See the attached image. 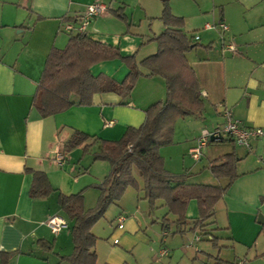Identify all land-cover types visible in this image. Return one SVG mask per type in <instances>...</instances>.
I'll use <instances>...</instances> for the list:
<instances>
[{
  "label": "crops",
  "instance_id": "crops-1",
  "mask_svg": "<svg viewBox=\"0 0 264 264\" xmlns=\"http://www.w3.org/2000/svg\"><path fill=\"white\" fill-rule=\"evenodd\" d=\"M112 1L118 0H0V264H69L61 257L73 252L72 222L62 212L58 195L74 194L103 183L110 164L101 180L90 174V159H82L85 153L75 163L83 146L67 152L65 143L76 131L116 141L128 127H139L144 122L145 111L151 105L166 99L165 79L149 75L140 76L125 99L111 92L94 94L89 106L74 105L47 117H41L32 106L48 54L54 48L63 49L77 33L86 32L91 39L116 47L121 56H134L137 62L157 52L153 39L164 31V25L159 32H148L151 36L144 34L135 28L140 26L139 20L129 18L125 11L126 22L113 14ZM201 1L191 17L197 21L195 30H202L194 35L199 43L185 56L197 78L203 109L183 118L196 128L192 138L186 131L188 138L179 150L181 170L169 166L172 162L167 163L168 155L175 158L170 146L180 129L173 128V144L160 147L159 155L165 171L195 173L186 179L188 184L223 186L227 181L216 179L208 165L225 153L235 154L237 177L216 204L209 228L225 227L218 233L230 243V256L238 264H264V139L253 140L246 149L223 133L207 142L198 160L190 156L203 130L211 132L224 127L225 112L244 127L264 129V0ZM92 4L105 8L89 15L88 6ZM219 22L226 24L227 30L205 28ZM230 45L233 50L228 48ZM142 71L147 73L143 68ZM90 72L120 82L128 68L113 59L93 64ZM224 140L229 146L226 152L218 145ZM210 143L212 148H208ZM96 146L98 142L90 148ZM189 157L194 160V167L186 168ZM202 163L205 170L195 171ZM80 165L88 167L85 172L79 171ZM34 171L44 172L54 189L47 197L29 196ZM86 193L84 209L90 210L96 206L100 191ZM51 216L61 217L67 226L53 233L47 225ZM186 217L185 227L190 229L198 217L195 199L188 202ZM123 218L122 230H137L132 221ZM198 231L184 245L194 247L196 253ZM163 250L165 254H161ZM157 254L165 257L169 251L161 248Z\"/></svg>",
  "mask_w": 264,
  "mask_h": 264
},
{
  "label": "trees",
  "instance_id": "trees-1",
  "mask_svg": "<svg viewBox=\"0 0 264 264\" xmlns=\"http://www.w3.org/2000/svg\"><path fill=\"white\" fill-rule=\"evenodd\" d=\"M159 19L165 29L154 37L157 52L137 62L134 56L123 57L116 47L91 39L86 32L71 36L63 49H52L48 54L32 98V106L41 117L61 113L71 106H89L94 94L116 93L123 99L129 96L140 76L160 75L166 82V99L151 105L145 111V120L139 127H128L116 141L93 138L76 131L65 143L68 152L83 146L86 151L98 142L94 160H107L110 171L103 183L98 185L100 197L93 209H84L83 190L74 194L58 195V204L72 222L70 233L73 252L61 257L69 264H98L95 251L97 238L91 232L110 203L120 199L128 186L137 188L142 181V192L151 207L159 200L164 201L168 212L176 216L177 232L183 233L188 224L186 209L188 202L195 199L198 217L191 222L190 230H199L208 235L215 206L224 196L231 182L237 177V158L234 153H225L208 165L216 179H225V185L188 184L187 174L177 175L165 171L159 148L172 144L174 122L186 115L199 114L203 109L200 89L194 71L185 54L197 47L195 39L183 32V20L171 14L167 0ZM113 14L126 22L123 9ZM118 59L128 68L121 82L111 77L92 75L90 67L100 61ZM142 68L147 71L144 73ZM88 140H92L87 144ZM29 190L32 198L47 197L54 189L42 171H34ZM169 220L161 221L164 236L169 232ZM221 260H218V262Z\"/></svg>",
  "mask_w": 264,
  "mask_h": 264
},
{
  "label": "rangeland",
  "instance_id": "rangeland-1",
  "mask_svg": "<svg viewBox=\"0 0 264 264\" xmlns=\"http://www.w3.org/2000/svg\"><path fill=\"white\" fill-rule=\"evenodd\" d=\"M112 2L113 10L122 8L129 18L136 22L139 20L140 26L138 25L135 28H139V31L144 34L157 32L163 26L162 21L159 19L163 8L162 0H124L123 2L118 0L116 3ZM167 2L171 14L182 18L183 22H185L182 28L188 38H193L195 34L202 32L201 29L195 30L197 28L195 27L197 21L195 22V19L191 18L194 11L198 9V3L202 2L201 0H167ZM185 26L187 27L185 28ZM183 118L177 119L173 126L177 130L180 129V135L175 137L174 144L172 143L173 146H170L173 147L170 149H172L171 151H173L172 154L175 158L170 159V155L167 157V163L172 162L169 166L180 170L182 168V159L179 150L182 149L186 138H188V132L186 131L188 130L191 133L189 138H192V132L196 128V126H191L189 121H184ZM218 145L222 147V151L224 152L229 148L226 140L218 143ZM213 146V143H210L208 148H212ZM89 148L86 151L78 150L81 154L75 163L77 164L80 161L81 155L85 153L82 159L85 161H87V158L88 160L90 159V171H92L90 174L96 177L99 176L101 180H104L109 170L107 168L109 162L107 160H94L93 155L98 148L97 146ZM203 150L205 151V149ZM205 163H207L206 158H204ZM204 164H199L195 171H200V168L201 170H205ZM192 165H194V160L189 157L186 168ZM82 166L80 165L79 167L80 172L88 168L85 165ZM183 174H187L188 178L191 174L195 173L188 174L184 172L177 175ZM98 185L99 183L83 190V197L87 191H93V189L100 191ZM137 186V188L128 186L120 199L110 203L104 215L93 225L91 232L97 238L95 251L98 264H238L237 259H232L230 256V243L225 239L222 240L220 238L221 234L218 233L225 229L223 225H218L219 229L215 228L211 231L216 236V241H211L208 235H203L199 231L197 232V236H201L202 238L200 237V241L195 243L198 251L196 253L194 247H184V245L190 243L196 236V233L188 227L183 228V233L177 232L176 216L168 212L164 201L159 200L155 206L151 207L148 200L143 196L142 181L140 179L137 180ZM120 216L125 217L127 221H132L136 225L137 230L133 232L127 229H117V219ZM163 217H166L170 222L169 232L166 236H164L161 226ZM114 239H117L116 243H114ZM161 248L168 249L169 255L159 257L157 253ZM218 260L221 261L218 262Z\"/></svg>",
  "mask_w": 264,
  "mask_h": 264
},
{
  "label": "built area",
  "instance_id": "built-area-1",
  "mask_svg": "<svg viewBox=\"0 0 264 264\" xmlns=\"http://www.w3.org/2000/svg\"><path fill=\"white\" fill-rule=\"evenodd\" d=\"M104 6L101 4H92L88 6V14L93 15L97 12H101L104 10ZM219 28L222 31L227 30V25L219 22L217 25H205L206 29ZM195 40L198 37H194ZM229 49L233 50V46H228ZM225 124L222 129H215L214 131L203 130L197 144L195 147L191 148L190 156L198 160L201 157L202 149L206 146L207 142L210 140V136H222V134H226L235 145L241 146L243 148L248 149L253 140L264 139V129L259 127H244L238 121L233 120L229 114V112L224 113ZM57 160L61 161L62 157L57 155ZM123 217H119V222L117 223V229H122V221ZM47 225L50 227L53 233L58 232L60 229L65 228L67 226L65 220H63L59 216H51L47 219ZM196 241L200 240V237L195 238ZM117 242V239H114V243ZM165 250L161 252V254H165Z\"/></svg>",
  "mask_w": 264,
  "mask_h": 264
},
{
  "label": "water",
  "instance_id": "water-1",
  "mask_svg": "<svg viewBox=\"0 0 264 264\" xmlns=\"http://www.w3.org/2000/svg\"><path fill=\"white\" fill-rule=\"evenodd\" d=\"M210 140H213V137L212 136H210Z\"/></svg>",
  "mask_w": 264,
  "mask_h": 264
}]
</instances>
